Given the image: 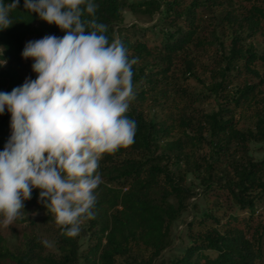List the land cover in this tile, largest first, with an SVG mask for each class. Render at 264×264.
Listing matches in <instances>:
<instances>
[{
    "label": "trees",
    "instance_id": "trees-1",
    "mask_svg": "<svg viewBox=\"0 0 264 264\" xmlns=\"http://www.w3.org/2000/svg\"><path fill=\"white\" fill-rule=\"evenodd\" d=\"M94 3V17L84 13L82 19L105 24L109 42L120 39L129 58H137L135 95L125 113L136 121L134 142L99 160L101 182L94 217L85 220V250L79 235L64 234L33 189L12 223L25 229L14 235V245L0 228V264H264V157L248 154L250 143L264 144V0ZM124 11L154 24L124 27ZM10 17L13 24L0 31L7 61L0 67L3 92L21 85L24 73L36 77L32 61L21 58L28 38L64 35L25 12L23 0ZM190 79L205 94L189 90ZM205 99L211 112L199 106ZM146 103L169 114L149 119ZM9 135L5 111L0 150ZM188 175L199 181L197 193L187 186ZM199 195L215 200L221 211L191 219L187 243L175 247L173 227L188 200ZM42 228L50 230L53 250L37 233Z\"/></svg>",
    "mask_w": 264,
    "mask_h": 264
},
{
    "label": "clouds",
    "instance_id": "clouds-1",
    "mask_svg": "<svg viewBox=\"0 0 264 264\" xmlns=\"http://www.w3.org/2000/svg\"><path fill=\"white\" fill-rule=\"evenodd\" d=\"M19 4L0 0V31L13 24L10 12ZM96 7L94 0H23L25 12L64 35L27 41L21 58L32 61L36 77L0 91V115L7 111L10 129L0 150V228L39 189L38 203L64 234L81 235L95 214L100 158L134 142L136 121L125 113L137 58L120 39L109 42L105 24L82 19L94 17ZM4 51L0 46V67Z\"/></svg>",
    "mask_w": 264,
    "mask_h": 264
},
{
    "label": "rangeland",
    "instance_id": "rangeland-1",
    "mask_svg": "<svg viewBox=\"0 0 264 264\" xmlns=\"http://www.w3.org/2000/svg\"><path fill=\"white\" fill-rule=\"evenodd\" d=\"M130 2L136 1V0H129ZM154 24V22H149L147 18L133 15L128 11L123 12V25L124 27H131V26H138L140 28H147ZM29 40H36L34 37L28 38ZM26 41V42H27ZM255 45H261L262 39L261 38H255L253 40ZM24 78H28V76L24 73ZM199 79H204L205 76L200 74L198 75ZM186 85L188 86L189 90L196 93H202L205 94L204 89L199 85V83L196 80L190 79L187 81ZM200 108H203L204 110L211 112L214 110V106L211 103V101L208 99H205L204 102H201L199 104ZM146 117L151 119L155 118L157 120H163L166 115L169 114V111L166 110L167 108H159L152 106L151 103H146L143 106ZM248 154L254 158V159H261L264 157V144L262 143H255L252 142L248 146ZM187 186L190 187L194 192H198L199 190V181L192 175H188L187 177ZM221 211L220 204L215 202V200L207 199L203 196H197L192 197L188 200V211L184 212L181 218L175 223L172 231V239L174 241V246L178 247L181 245H184L187 243L188 239L186 238V223L190 222L191 219L194 217L200 216L202 214H205L209 211ZM29 217H37L35 214H25ZM83 227V233L79 235V243L81 250H85L87 245L90 243L89 240V233L87 231V224ZM25 230L24 228L19 227L18 225L12 224L11 226L7 228H1L2 233L9 239L11 244H15V236ZM27 231V230H26ZM37 233H40L42 235V238L44 241H47L48 247L50 250H53L52 245V235L49 229L42 228ZM147 256H143L142 254H138V258L140 259H146Z\"/></svg>",
    "mask_w": 264,
    "mask_h": 264
}]
</instances>
